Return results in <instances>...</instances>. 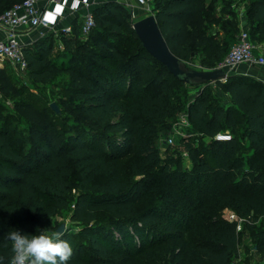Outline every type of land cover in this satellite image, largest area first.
<instances>
[{
	"label": "trees",
	"instance_id": "16d2710c",
	"mask_svg": "<svg viewBox=\"0 0 264 264\" xmlns=\"http://www.w3.org/2000/svg\"><path fill=\"white\" fill-rule=\"evenodd\" d=\"M23 1L0 0V14ZM154 6L171 51L186 63L196 51L209 52L201 61L208 70L224 61L240 33L226 26L218 42L209 29L214 22L206 18L208 0H155ZM249 15L252 41H264V0H256ZM127 16L118 2L95 9L94 31H127L136 39L126 61L101 35L82 42L77 25L73 34L49 35L25 49L29 77L36 83L70 76L79 104L64 101L77 117L70 136L60 132L53 109L24 100L26 87L0 67V94L16 99L30 140V148L25 141L16 146L0 119V255L5 264L13 255L11 241L3 238L7 232L32 236L43 228L52 233L58 229L53 219L66 212L79 225L78 233L62 235L73 250L67 264H232L241 235L225 218L226 210L247 221L264 259V82L244 75L217 82L231 97L227 110L211 100L210 84L203 85L188 112L192 132L208 140L210 159L190 143L192 138L184 142L189 166L163 159L156 148L158 125L179 113V95L189 85L145 50ZM55 48L81 59L80 68L53 63ZM218 133H230L233 140L217 142ZM239 139L249 142L248 158L238 153ZM126 158L121 179L115 166ZM151 200L156 204L138 212Z\"/></svg>",
	"mask_w": 264,
	"mask_h": 264
},
{
	"label": "rangeland",
	"instance_id": "374dc122",
	"mask_svg": "<svg viewBox=\"0 0 264 264\" xmlns=\"http://www.w3.org/2000/svg\"><path fill=\"white\" fill-rule=\"evenodd\" d=\"M256 0H208V9L206 13V18L210 22L211 20L214 22L211 24L210 33H213L217 36V40L221 43L225 37L224 28L226 26L232 27L233 29H238L239 31L247 29L251 34L253 31V19L249 15V10L253 6ZM155 2V0H154ZM153 2V3H154ZM131 8H126L127 10V20L130 23H135L144 17H146L143 11H139V7L136 5L134 0H131ZM125 5V4H121ZM137 6V7H134ZM133 8L137 9L134 10ZM245 9V15H241V11ZM245 25H244V24ZM98 35L104 37V42H106L110 46H115L119 50H121L125 55V61L128 59L129 54L133 52L136 47V39L132 35V33L123 31L120 35L110 34L107 32H100L98 29L94 31L91 36L86 39L81 38L82 42H90V38H96ZM98 43L95 41L92 42V45L97 46ZM254 44H258L259 46H264V41L258 40L254 42ZM209 56V52L196 51L192 59L187 62L188 65L196 70L208 71V69L204 68L201 64V61L207 59ZM70 54H65L60 48H55L50 60L58 65H71L72 67L80 68L81 59L70 58ZM124 61V62H125ZM123 62V63H124ZM5 67L12 75L10 66L5 64ZM264 68L260 67H246L244 72L249 74V76L256 81H261L258 77H262V72ZM214 70V69H213ZM235 75V74H233ZM16 82L20 86H25L27 89V98L24 100L29 102H37L42 107L47 110L53 111L51 108V104H57L59 110L61 111L60 115H54L53 118L57 120L58 128L60 132L66 134L67 136L75 133V124L77 117L74 113H71L67 107L64 106V101L74 102L75 98L72 92V86L70 83V76L68 74H60L58 75L50 84L42 85L36 83L31 77H28L27 80L18 79L14 77ZM227 82V81H225ZM262 82V81H261ZM158 84L153 86L148 90L149 93L155 92ZM202 86H188L186 94H181V99L183 100V106L179 110V115L177 114L173 118L167 120L164 126L158 125L157 131V139H156V148L160 152V155L163 159L166 158H174L176 160H180L186 166L190 165L189 157L185 155V143L187 140H190V143L197 144L203 150L202 153L205 158L210 159L209 151L207 150L208 140L203 138L200 134H196L195 132L188 138H185L178 134L175 130V125L178 123L179 118L182 114L189 110V105L192 103L196 96L202 92ZM208 89L211 91L212 96L211 100L217 104L221 105L225 110H227L233 103L230 95L222 88L218 87L216 83L210 84ZM177 91V88H175ZM16 99H6L2 97L0 94V119L1 125L6 126L7 130L13 133V140L16 146H20L21 142H26V148H30V140L28 136V123L20 116L15 108ZM178 102V101H177ZM118 114L114 118L117 119ZM183 133L190 134V130L184 129ZM226 135L230 133H225ZM229 136V135H228ZM170 138H175L174 144H170ZM240 147L238 153L240 156L248 158L251 155V149L249 146V142L245 139H239ZM128 158L121 160L115 166V173L121 179L125 177V165L128 162ZM111 175L105 177L100 176L97 178L98 182H106ZM74 194H77V191L74 190ZM155 200L148 201L147 203H143L139 205L138 212H142L150 205L156 204ZM53 223L58 226V228L62 224L67 225V230L71 233H78L79 225L70 220V213L66 212L63 216H58L53 219ZM261 223H258V227ZM40 231H44L41 228ZM50 235L51 233L48 232ZM236 261L243 260L246 264H264V259L258 254L255 246V240L253 239L251 233L245 227V233L241 234L239 238L238 244V253L235 258ZM179 261H176L175 264H178Z\"/></svg>",
	"mask_w": 264,
	"mask_h": 264
},
{
	"label": "built area",
	"instance_id": "2783aa9c",
	"mask_svg": "<svg viewBox=\"0 0 264 264\" xmlns=\"http://www.w3.org/2000/svg\"><path fill=\"white\" fill-rule=\"evenodd\" d=\"M136 5L146 14H154V0H134ZM131 0H126V8H131ZM92 0H25L15 4L11 9L0 14V30L5 33L4 38H0V65L9 63L18 79L27 80L28 62L25 55V49L32 44H25L22 38L30 32L38 29L47 30L55 33L56 38L61 35L73 34L74 26H65L59 30L60 24L69 14H80V22L77 23L81 32L80 39L88 38L97 27L95 18V9ZM52 5L59 6L61 10H50ZM245 15V9L241 11ZM48 33H43L41 38H46ZM60 48L64 45L61 43ZM255 51H258L255 53ZM241 66L264 68V46L254 44L251 34L247 29L241 30L237 36L235 44L231 47L230 52L224 61L215 69H223L228 75H233ZM248 76L247 73L239 74ZM224 80L222 82L225 83ZM184 129L190 130V134L183 133ZM175 130L181 136L188 138L193 135L192 125L189 119V112H185L179 118L175 125ZM229 135V136H228ZM218 133L214 140L217 142H230L232 135ZM175 138H170L169 143L174 144ZM187 156V153H185ZM225 218L230 223H236L237 233H245L247 221L240 218L231 210L225 211ZM232 264H246L243 260H234Z\"/></svg>",
	"mask_w": 264,
	"mask_h": 264
},
{
	"label": "water",
	"instance_id": "95a60500",
	"mask_svg": "<svg viewBox=\"0 0 264 264\" xmlns=\"http://www.w3.org/2000/svg\"><path fill=\"white\" fill-rule=\"evenodd\" d=\"M245 25V24H244ZM133 29L142 42L145 50L179 81L189 86H203L228 80V75L223 69L201 71L191 68L188 63L177 57L169 48L158 24L156 15L146 16L133 25ZM51 108L61 114L57 104ZM56 231L62 235L67 231V225L62 224Z\"/></svg>",
	"mask_w": 264,
	"mask_h": 264
},
{
	"label": "clouds",
	"instance_id": "9594fccd",
	"mask_svg": "<svg viewBox=\"0 0 264 264\" xmlns=\"http://www.w3.org/2000/svg\"><path fill=\"white\" fill-rule=\"evenodd\" d=\"M11 241L13 253L8 264H67L73 254L69 242L62 239L59 231H40L37 235H22L19 230H11L4 237ZM0 264L5 257L0 255Z\"/></svg>",
	"mask_w": 264,
	"mask_h": 264
},
{
	"label": "crops",
	"instance_id": "0c3cea01",
	"mask_svg": "<svg viewBox=\"0 0 264 264\" xmlns=\"http://www.w3.org/2000/svg\"><path fill=\"white\" fill-rule=\"evenodd\" d=\"M111 1L112 2H118L120 4H125L126 0H92V2L94 3L93 4V8L97 9L99 7L104 6L107 2H111ZM123 6L126 8V5H123ZM134 7H137V6H134ZM55 9L56 10H61L60 7L56 6V5H52L50 7V10H55ZM133 9L137 10L135 8H133ZM138 10L140 11L141 9L139 8ZM78 22H80V14H69L68 16L65 17V19L60 24H58L57 28H59V30H60V29H62L65 26H69V25L75 26V25H77ZM43 33H48V36L49 35H53L55 38L57 37L55 33L47 32V30H43V29H38V30H34V31L30 32L27 36H24L22 38V42H24L27 45L32 44V43L34 44L36 41L41 39ZM4 37H5V33L2 30H0V38H4ZM7 64H8V66H10L12 75H14V77H16L12 66L9 63H7ZM0 67H5V64L4 65H0ZM246 67L247 66L239 67L237 72L235 73V75L243 74L244 73V69ZM262 73H263L262 77L259 76L258 79H260L262 82H264V69H263ZM248 76H249V74H248Z\"/></svg>",
	"mask_w": 264,
	"mask_h": 264
}]
</instances>
